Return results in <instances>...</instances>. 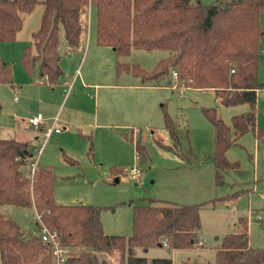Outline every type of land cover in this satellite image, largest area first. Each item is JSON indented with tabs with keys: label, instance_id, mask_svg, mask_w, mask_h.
I'll list each match as a JSON object with an SVG mask.
<instances>
[{
	"label": "rangeland",
	"instance_id": "1",
	"mask_svg": "<svg viewBox=\"0 0 264 264\" xmlns=\"http://www.w3.org/2000/svg\"><path fill=\"white\" fill-rule=\"evenodd\" d=\"M198 1L211 4L218 0H192ZM43 14L40 1L23 14V25L15 39L0 41V59L12 68L11 81L0 82V136L31 140L38 164L55 173L56 202L100 207L105 233L125 236L133 233L135 206L149 204L152 198L181 205L206 203L200 213L199 232L204 246L137 248V255L150 260L169 257L173 264H215L217 248L241 216L248 217L251 245L264 248V141L252 131L243 135L226 152L239 166L218 179L210 158L216 149L215 128L203 111L204 107H215L231 125L232 117L248 111L249 104L225 106L213 89L187 87L172 71L145 84L131 72L118 74V59L151 72L169 51L134 47L118 58L111 47L97 42L94 4L88 17L84 15L87 30L79 48L66 52L61 29L59 64L64 75L51 84L41 76L39 61L31 74L21 62L24 48L34 47L33 34ZM260 24L264 32V8ZM258 78L264 83V34ZM38 112L44 116L41 128L60 129L46 140L29 123ZM168 117L177 124L178 150L164 146L174 145L166 124ZM257 123L264 129V84L258 90ZM34 130L40 134L38 138ZM138 141L148 152L144 161L137 157ZM32 159H27L24 174L33 179L38 166L32 173ZM132 168L141 170V176L133 178ZM35 212V207L0 203V213L27 232L38 231ZM97 255L100 264H121L120 251H98Z\"/></svg>",
	"mask_w": 264,
	"mask_h": 264
},
{
	"label": "trees",
	"instance_id": "2",
	"mask_svg": "<svg viewBox=\"0 0 264 264\" xmlns=\"http://www.w3.org/2000/svg\"><path fill=\"white\" fill-rule=\"evenodd\" d=\"M40 1L44 14L33 34L34 47L26 46L21 55L30 74L39 61L41 76L51 84L64 75L59 64L61 29L68 50L79 48L85 39L89 7L94 4L97 42L111 47L118 58L134 47L169 51L151 72L118 59V74L131 72L145 84L170 71L177 72L187 87L213 89L225 106L249 104L248 111L232 117L231 125L215 107L203 108L215 128L216 149L210 158L215 162L218 179L239 166L238 161L228 159L226 152L243 135L252 131L264 141V129L257 123V92L264 84L258 78L264 0H218L211 4L192 0H0V41L14 40L22 28L23 14ZM11 79L10 64L0 59V82ZM166 124L174 145H163L178 150L177 124L169 117ZM136 150L137 157L147 159L148 152L140 141ZM32 158L34 147L28 141L0 136V203L35 207L41 212L43 221L58 233L62 244L76 252L70 253L64 264H100L98 251L116 250L122 255L121 264H173L169 257L150 260L139 256L137 248L160 243L171 250L202 245L200 213L206 203L181 205L152 198L149 204L135 206L131 235L107 234L100 207L56 202L53 169L38 164L33 179L24 174L27 159ZM0 264H55V260L38 231L27 232L17 221L0 213ZM215 264H264V248L250 243L247 216H241L236 228L223 237Z\"/></svg>",
	"mask_w": 264,
	"mask_h": 264
},
{
	"label": "built area",
	"instance_id": "3",
	"mask_svg": "<svg viewBox=\"0 0 264 264\" xmlns=\"http://www.w3.org/2000/svg\"><path fill=\"white\" fill-rule=\"evenodd\" d=\"M174 75L177 76L178 75L177 72H174ZM43 119H44L43 114L39 112L37 113V115L29 118V123L33 126V128L39 129L43 135L44 140H46L53 132H59L60 129L57 127L54 129L41 128ZM41 148L42 145L40 148L37 149L38 153H40ZM37 165H38V155L34 157V160L32 161L31 164L32 173H35ZM131 174L133 178H138L141 176V170L137 168H132ZM34 219L38 223V234L41 235L42 240L49 245L55 260V264H64L67 261L68 257L70 256L71 253L70 249L62 244L58 233L54 230H51L46 225V223L42 219L41 213H39L37 210L35 212Z\"/></svg>",
	"mask_w": 264,
	"mask_h": 264
},
{
	"label": "crops",
	"instance_id": "4",
	"mask_svg": "<svg viewBox=\"0 0 264 264\" xmlns=\"http://www.w3.org/2000/svg\"><path fill=\"white\" fill-rule=\"evenodd\" d=\"M66 48V52L67 53H70V51L68 50V47H65ZM72 52V51H71ZM258 93V92H257ZM39 113V112H38ZM34 132V134H35V138H38L39 137V133L37 132V131H33ZM54 133V132H53ZM56 133H58V132H56ZM19 140H24V141H28L29 143H30V145H31V140L30 139H19ZM32 146V145H31ZM236 225V224H235ZM234 230V229H233ZM201 241H203V240H201ZM202 246H204V242H202Z\"/></svg>",
	"mask_w": 264,
	"mask_h": 264
},
{
	"label": "water",
	"instance_id": "5",
	"mask_svg": "<svg viewBox=\"0 0 264 264\" xmlns=\"http://www.w3.org/2000/svg\"><path fill=\"white\" fill-rule=\"evenodd\" d=\"M159 245H162L161 243Z\"/></svg>",
	"mask_w": 264,
	"mask_h": 264
}]
</instances>
